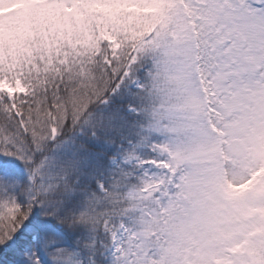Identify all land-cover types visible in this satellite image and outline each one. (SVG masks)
I'll return each instance as SVG.
<instances>
[{"label":"snow or ice","instance_id":"6c2138e0","mask_svg":"<svg viewBox=\"0 0 264 264\" xmlns=\"http://www.w3.org/2000/svg\"><path fill=\"white\" fill-rule=\"evenodd\" d=\"M0 264H264V0H0Z\"/></svg>","mask_w":264,"mask_h":264}]
</instances>
